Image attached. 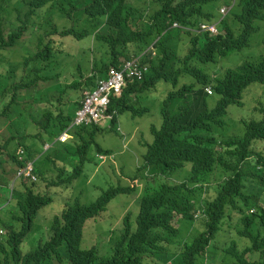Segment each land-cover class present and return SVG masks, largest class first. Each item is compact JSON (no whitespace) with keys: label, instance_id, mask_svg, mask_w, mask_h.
<instances>
[{"label":"clouds","instance_id":"1","mask_svg":"<svg viewBox=\"0 0 264 264\" xmlns=\"http://www.w3.org/2000/svg\"><path fill=\"white\" fill-rule=\"evenodd\" d=\"M68 1L71 4L64 6L62 0H22L23 8L10 6V16L7 15L3 23L5 32L10 37L0 41V94L17 90V100L22 102L23 110L19 113L20 121L14 125H7L0 119V172L6 175L5 180L0 182L2 241L6 243V239L2 237L10 231L12 220L2 210L12 203L11 200L15 196L26 201L27 196L23 194L25 190L31 195L42 189L51 197V201L44 206L46 208L43 207L35 216L34 222L42 231L36 238L22 239L14 248L19 251L21 261L27 254L33 253L35 242L40 241V237H50V228L56 217H62L64 209L72 208L74 213L81 214L85 205L90 204L82 201L83 191L76 182L68 184L73 193L69 197L64 187L59 188L52 183L56 181L54 178L51 179L47 174H37L34 160L41 153L36 152L37 157L33 159L27 158L24 140H34L38 128L31 114L39 110V105H45L36 103L34 99L39 91H45L47 83L43 78L39 79V75L32 72L28 64L35 54L44 56L39 52L42 49L38 47L42 37L47 55L54 60L52 66L46 67V72L59 74L54 82L62 84L59 96H63V101L67 102L62 105L69 106L74 111L73 117L64 121V127L56 139L61 145L66 144L67 149L63 150L64 155L60 157L71 163L78 180L83 175L85 163L88 161V149L91 145H97V137L105 130L103 126L107 120L119 131L120 118L130 115L140 126L137 137L132 141L135 142L143 136L153 139L154 131L156 137V133H160V129H163L168 121H171L172 126L176 123L173 127L180 126L181 123H185L187 127L195 122L189 118L188 97H193L194 92L201 89L209 100L210 108H214L219 101L227 104L237 95L248 105L247 110L243 112L233 111L232 104L227 105L226 112L221 117L226 122L225 132L232 135L236 143L248 144L246 156L241 163L249 162L247 165L257 172L246 177L247 186L248 182L254 180H262L264 183V165L259 162L264 153L257 155V152L264 148V127L255 126L264 118V0ZM1 4L2 1L0 6ZM63 6L69 7L72 15L84 10L90 12L88 19L91 20V33H88L90 38L87 42H79L88 36L83 35L82 29H79L82 25L76 21L77 17L74 25V16L69 17L63 11ZM130 10L134 12V19L144 22L140 26L143 42H138L136 47L134 44L129 45L126 52L129 57H122L118 66L110 65L109 62L103 72H95L92 68L93 58H101L103 55L100 54H103L104 49L100 47L99 42L105 41L103 36L108 37L116 32L117 22H121ZM178 10L187 12L188 20H176L172 11ZM33 12L35 14L29 16ZM129 20L131 23V19ZM76 34L80 39L76 38ZM74 45L77 46L76 49ZM94 45L100 54L96 55ZM247 49L254 55L247 57ZM65 64L71 67L68 76L61 75L58 70V66ZM13 71L17 75L14 78L9 76ZM152 78L154 80L150 82ZM163 80L170 84L167 88L158 89V83ZM129 82L134 83L138 90H149L144 98L151 99L154 105L144 104L142 99L132 108L117 113L116 109L111 107L112 100L121 97ZM231 92L233 94L230 96ZM46 106L49 110V105ZM59 107L57 104L51 108L57 112ZM140 120L143 123H140ZM93 127L99 130L95 140L91 138L96 133L95 130L92 131ZM217 129H221V126ZM49 147L50 144L44 145L45 149ZM69 150L74 152L73 161L69 160ZM96 156L101 162L108 159V154L105 153L97 152ZM141 163L139 160L137 168ZM75 167L80 170H75ZM140 170L147 173L146 169ZM136 171L138 170L130 177ZM114 181L117 184L115 176ZM128 182L131 187L140 186L141 178H130ZM197 185L198 183L195 184ZM210 185L212 184L200 183L199 187L206 191ZM213 188L217 190L215 186ZM259 188L261 196L257 195L256 205L264 211V187ZM119 195L128 197L125 194ZM136 195L135 192L130 193L132 202H135ZM53 201V204L60 205L59 209L49 206ZM240 207L242 203L231 208V214L218 220V227H213V237H210L212 233L205 224L199 227V235L205 232V236L210 237V247L217 246L220 250L227 251L232 241L238 239L234 229L237 220L255 211L260 212V209L254 207ZM43 209L55 211L48 225L39 221ZM105 211L101 214L99 223L93 221L95 218L88 220L90 225L84 228L86 234L81 243L84 250L95 251L98 256H104L114 263L126 258L115 245V232L122 228L124 217L129 212L131 220L135 222L138 209L133 205L127 209L119 229H116L114 220L120 212L112 209ZM110 211L113 214H110ZM18 212L21 213L20 206ZM194 216L199 217L200 212L197 211ZM103 221H106V224H102ZM100 225H107L109 229L96 236ZM85 236L87 247L84 246ZM171 252L174 254L161 264H218L212 259L208 249L193 252L189 247L176 246ZM222 256L218 255L220 259ZM132 263L129 260L128 263L119 264Z\"/></svg>","mask_w":264,"mask_h":264},{"label":"trees","instance_id":"2","mask_svg":"<svg viewBox=\"0 0 264 264\" xmlns=\"http://www.w3.org/2000/svg\"><path fill=\"white\" fill-rule=\"evenodd\" d=\"M0 1H2L1 41L10 37L3 26L4 18L10 16V6L18 8L23 4L22 0ZM62 3L64 6L71 4L68 0H62ZM64 6L63 11L69 17L74 16V25L77 17L76 21L82 25L79 29H82L83 35L89 37L90 12L84 10L72 15L69 7ZM130 12L121 22H117L118 26L113 35L102 37L105 41H100L99 44L104 48L103 54H100L94 45L96 55H103L99 59L96 56L93 58L92 68L95 72H103L109 62L110 65L118 66L122 57L125 59L129 57L126 53L129 45L134 44L136 47L138 42H143L140 26L144 22L134 19V12ZM172 13L180 22L188 20L187 12L178 10ZM34 14L33 12L29 16L32 17ZM76 38L80 39L77 34ZM38 47L42 49L39 52L45 57L35 54L28 64L32 72L37 73L39 79L43 78L47 83L45 91H39L34 99L36 103L45 105H39V110L31 114L38 128L34 135L35 139H25L24 144L28 159L37 157L36 152L41 153L34 160L37 174H47L51 179L54 178L56 181L52 183L59 188L64 187L70 197L73 193L68 184L77 183L78 175L71 163L60 157L67 146L61 145L56 138L64 127V121L70 120L74 111L71 107L62 105L67 103L63 101V96H59L62 84L54 82L59 74L46 72V67L52 66L54 60L47 55L43 37ZM91 52L94 55V52ZM253 55V52L247 49L246 56ZM9 76L14 78L17 75L13 71ZM153 80L152 78L150 82ZM147 91L149 90H138L134 83L129 82L123 89L121 97L112 100L111 107L116 109L117 113L123 112L140 100H146L144 97L147 96ZM232 94L233 92L230 96ZM17 95V90L0 94V119L7 125H14L20 121L19 113H22L23 106L22 102L17 100ZM188 102L189 118L195 122L187 127L185 123L173 127L176 123L172 126L171 121H168L163 129H160V133H156V137L154 131L153 139H146L143 136L136 140L131 150L142 161L139 168L136 166L139 160L134 165L138 171L131 177L130 174L116 173L117 184L111 185L109 190L103 191L89 205H85V210L81 214L74 213L72 208L64 209L62 217L55 218L50 228L52 231L50 237H40V241L35 242L33 253L27 254L23 261L19 251L14 248L22 239L36 238L42 231L34 222L35 216L51 201V197L42 189L31 195L25 190L23 194L27 196L26 201L15 196L16 199L11 200L12 203L2 210L12 220L10 231L2 237L6 239V243L0 238V264H119L128 263L129 260L133 262L132 264H161L174 254L171 250L176 246L189 247L193 252L208 249L212 259L218 264H264V211L256 205L257 195L261 196L259 186L263 189L264 183L262 180H254L248 182L247 186L246 177L257 172L247 165L249 162L241 163L246 156L248 144L236 143L235 138L225 132L226 122L221 117L226 112L227 105L232 104L233 111L240 112L246 111L248 105L243 102L240 95H237L227 104L219 101L214 108H210L209 100L201 89L196 90L193 97L189 96ZM57 104L60 107L55 112L51 107ZM220 126L221 129H217ZM255 126L264 127V118ZM93 130L96 133L91 138L95 140L99 130L96 127H93ZM45 144H50V147L45 149ZM69 151V160H75L74 152ZM262 153L264 148L259 150L257 155L261 156ZM259 162L264 165V156L260 157ZM140 169H146L147 173L141 172ZM75 170L80 169L75 167ZM5 177L6 175L0 172V182L4 181ZM130 178H141L140 186L131 187L128 182ZM200 183L212 184L208 193L199 187ZM214 186L217 190L213 188ZM132 192L137 194L136 203H133V207L138 209L135 222L131 220L130 212L126 214L123 226L115 232L114 238L115 245L126 258L113 263L104 256H98L95 251L84 250L81 240L83 241L85 234L84 228L90 225L88 220L95 218L93 221L99 223L102 211L106 210L115 196L119 194L129 196ZM239 203H242L241 209L254 207L260 209V212L255 211L237 220L234 229L238 239L232 241L227 251L220 250L217 246L210 247V237L215 233L213 227L217 228L218 220L231 214V208ZM19 206L21 213L18 212ZM197 211L200 212L199 217L194 216ZM202 224L209 227L212 233L210 237H206L205 232L199 235V227L204 226ZM219 254L223 255L221 259L218 257Z\"/></svg>","mask_w":264,"mask_h":264},{"label":"rangeland","instance_id":"3","mask_svg":"<svg viewBox=\"0 0 264 264\" xmlns=\"http://www.w3.org/2000/svg\"><path fill=\"white\" fill-rule=\"evenodd\" d=\"M89 38L90 36L84 37L80 39L79 42H87ZM74 48L76 49L77 46L74 45ZM67 62L68 60H66V63ZM58 70L60 74L64 76H68L71 73V67L67 64L58 66ZM169 84L168 81H160L158 83V89L160 87L167 88ZM143 103L154 105V102L151 99H146ZM139 122L143 123L141 120ZM120 127L121 129L118 131L115 126H112L111 121L107 120V123L103 126L105 130L97 137V145H91L88 149V161L85 163L83 175L77 182V185H79L83 191L82 201L84 203H89L95 200L103 191L108 190L111 185L116 184L114 176L117 172L121 175H131L135 171L134 165L137 160H139V157H136L131 150V146H133L134 141L132 140L137 137L138 128H140V126L134 117L126 115L120 118ZM144 128L148 131L146 125H144ZM97 152L108 154V159L105 162H101L96 156ZM132 184L133 181H131V185ZM208 190L209 188L207 189V193ZM131 198L132 196L125 197L117 195L107 206L106 210L112 209L115 212H120V215L114 220L116 229L121 227V219L127 212V209H129L133 203H136V200H134L135 202H132ZM53 200L56 201L55 198ZM55 201L49 206L51 208L59 209V204H53ZM105 212L106 211L101 214H104ZM54 214L55 211L52 209H43L40 213L39 221L42 224L48 225L49 220L53 218ZM110 214H113V212L110 211ZM102 224H106V221H103ZM108 229L109 227L107 225H100L97 229L96 236L102 232L108 231ZM84 246H88L86 236Z\"/></svg>","mask_w":264,"mask_h":264}]
</instances>
